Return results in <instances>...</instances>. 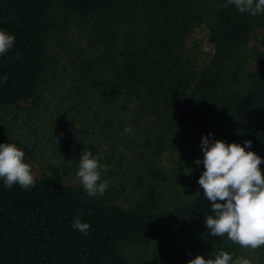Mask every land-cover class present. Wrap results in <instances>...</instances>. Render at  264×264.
<instances>
[{"label": "trees", "instance_id": "trees-1", "mask_svg": "<svg viewBox=\"0 0 264 264\" xmlns=\"http://www.w3.org/2000/svg\"><path fill=\"white\" fill-rule=\"evenodd\" d=\"M226 4L0 0V30L15 37L12 49L0 56V81L8 77L0 82V109L38 98L53 67L46 39L64 38L72 22L93 16L101 49L82 62L100 102L93 125L110 130L108 138H124L119 131L134 123L137 112L147 122L153 154H141L128 173L127 206L115 203L108 188L103 196L89 197L79 180L70 182L58 168L33 174L35 186L27 190L8 189L0 180V264H188L219 251L239 257L238 244L206 228L205 217L214 213L204 191L184 189L189 171L202 174L203 164L181 154L165 170L155 160L165 150L199 141L202 161L201 141L209 133L211 141L244 146L250 140L246 151L264 160V13L242 14ZM201 23L214 51L199 68L185 42ZM255 29L262 30L260 47H249ZM0 143L16 144L25 158L32 154L1 134ZM260 168L264 172V163ZM77 217L90 225L87 235L73 227ZM254 251L255 264H264V246Z\"/></svg>", "mask_w": 264, "mask_h": 264}, {"label": "rangeland", "instance_id": "rangeland-1", "mask_svg": "<svg viewBox=\"0 0 264 264\" xmlns=\"http://www.w3.org/2000/svg\"><path fill=\"white\" fill-rule=\"evenodd\" d=\"M94 20L92 16L88 20L82 19V23L74 21L64 38L49 36L46 39L53 67L42 84L41 95L0 109V134L5 140H18L32 151L25 159L32 166L34 175L58 168L70 182L78 180L76 172L81 153H92L90 148L93 147L97 152L94 156L102 157L100 163L108 167L101 173V178L108 182L110 196L115 203L127 206L131 196L128 173L140 164L141 154L153 158L152 150L147 148L150 130L137 112L133 114L136 115L134 123L127 125L131 127V133L119 131L124 138H108L106 134L110 130L101 131L93 125V109L97 111L100 102L94 95L93 85L86 81L82 62L86 57L93 59L89 54L101 49L98 35H94L96 31L92 28ZM261 36L262 30L255 29L248 46L260 47ZM185 48L197 67L206 65L214 48L208 41L205 23L189 32ZM99 114L97 111L96 115ZM115 128L113 125L112 129ZM199 144V141L181 144L179 150H165L155 160L165 170L170 169L174 158L181 154H188L196 162L200 160ZM200 176L198 169H191L187 176L190 182L184 189L188 192L203 190L198 184ZM130 250L135 253L134 248ZM146 251L152 253L151 249ZM241 252L239 257L244 256L255 264L254 250L241 248Z\"/></svg>", "mask_w": 264, "mask_h": 264}, {"label": "clouds", "instance_id": "clouds-1", "mask_svg": "<svg viewBox=\"0 0 264 264\" xmlns=\"http://www.w3.org/2000/svg\"><path fill=\"white\" fill-rule=\"evenodd\" d=\"M228 5H234L242 14L256 16L264 13V0H227L225 6ZM14 41L13 35L0 30V56L12 49ZM7 79L5 75L0 82H7ZM124 131L131 133L132 129L127 126ZM209 136L201 141L203 160L195 162L197 166L203 164L204 171L198 184L211 202L214 213V216L205 217L206 228L210 235L226 237L243 249H260L264 246V172L260 168L264 160L255 152L246 151L251 148L250 140L241 146L211 141ZM101 159L90 151L82 152L79 159L76 176L89 197L103 196L108 188V182L101 178V173L108 167L100 163ZM0 180L8 189L13 185L25 190L35 186L32 166L25 162L24 151L14 143H0ZM73 227L84 235L90 229V225L81 222L79 217ZM188 264H252V261L244 256L234 260L229 252L219 251L214 258L205 259L198 255Z\"/></svg>", "mask_w": 264, "mask_h": 264}]
</instances>
